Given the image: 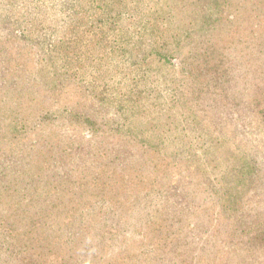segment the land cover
<instances>
[{"label": "rangeland", "instance_id": "374dc122", "mask_svg": "<svg viewBox=\"0 0 264 264\" xmlns=\"http://www.w3.org/2000/svg\"><path fill=\"white\" fill-rule=\"evenodd\" d=\"M226 1L239 32L262 7ZM63 2L79 15L90 5L0 0V264H264V54L250 59L217 26V43L240 45L231 84L161 88L138 118L164 142L114 137L105 156L109 136L85 130V71L73 78V58L28 40ZM91 106L99 123L113 116Z\"/></svg>", "mask_w": 264, "mask_h": 264}, {"label": "trees", "instance_id": "16d2710c", "mask_svg": "<svg viewBox=\"0 0 264 264\" xmlns=\"http://www.w3.org/2000/svg\"><path fill=\"white\" fill-rule=\"evenodd\" d=\"M87 2L91 6L85 15H79L76 7L61 3L59 20L39 23L36 28L31 23L33 33L28 40L43 49L59 51L57 55L65 61L73 58L72 68L77 67V71L73 69V78L78 80L85 71V88L90 95L85 130L92 135L103 130L99 134L109 136L104 140L107 145L101 147L105 156L116 143L110 145L114 137L119 141H135L144 149L158 148L164 142L165 136L159 132L150 134L151 125L138 118L148 111L146 101L161 98V88L175 95L182 85L188 86L197 96L220 82L230 83L231 68L243 64L231 55L240 45L233 38L217 43L213 38L217 26L233 28V35L245 42L243 48L248 49L250 59L255 54L253 50L264 54L263 0L256 1L262 5L259 12L253 14L256 8L250 9L242 32L236 31L235 21L239 19L230 13L226 0ZM105 58H112L115 67L101 71L97 64ZM92 104L112 112L113 116L99 123L91 110ZM163 104L164 101L154 105Z\"/></svg>", "mask_w": 264, "mask_h": 264}]
</instances>
